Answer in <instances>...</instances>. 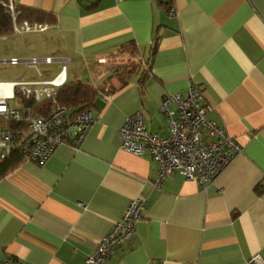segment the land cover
Returning <instances> with one entry per match:
<instances>
[{
	"label": "crops",
	"instance_id": "0c3cea01",
	"mask_svg": "<svg viewBox=\"0 0 264 264\" xmlns=\"http://www.w3.org/2000/svg\"><path fill=\"white\" fill-rule=\"evenodd\" d=\"M13 1L53 21L0 36L5 58L53 62L39 63L40 75L10 65L18 74L0 83L48 81L64 68L65 82L97 95L78 150L59 146L44 163L22 160L0 179V259L82 264L136 198L146 210L133 239L106 264L264 258V0H100L89 11L79 0ZM190 83L241 151L205 187L173 173L156 189V163L120 150L119 129L139 113L147 132L168 136L159 105Z\"/></svg>",
	"mask_w": 264,
	"mask_h": 264
},
{
	"label": "built area",
	"instance_id": "2783aa9c",
	"mask_svg": "<svg viewBox=\"0 0 264 264\" xmlns=\"http://www.w3.org/2000/svg\"><path fill=\"white\" fill-rule=\"evenodd\" d=\"M2 7L11 18L13 34L45 29L35 23L18 22L19 11L15 1L3 0ZM168 15L175 17V10L169 9ZM52 62L51 57L0 61L12 66L23 63L38 75L39 63ZM63 72L64 68L48 81L20 78L7 84L0 83V162L17 151L24 160L42 164L59 146L67 145L78 150L83 144L94 118L87 111L73 114L67 108L56 105L57 91L66 83ZM105 99L109 97L105 96ZM28 102H49L52 107L48 111L37 112ZM159 106L167 120L168 136L160 137L147 132L139 113L125 119L119 129L120 150L132 156L147 153L156 163L154 188L159 189L163 179L173 173H179L184 179L196 181L205 187L240 153V146L226 130L207 118L211 107L205 104L203 92L194 84H189L185 94L165 96ZM145 204L142 198L131 200L120 219L97 243L95 251L85 256L82 264H106L116 246L132 241L134 226L142 218ZM0 260V264H18L11 257ZM248 264H264V258L254 254Z\"/></svg>",
	"mask_w": 264,
	"mask_h": 264
},
{
	"label": "trees",
	"instance_id": "16d2710c",
	"mask_svg": "<svg viewBox=\"0 0 264 264\" xmlns=\"http://www.w3.org/2000/svg\"><path fill=\"white\" fill-rule=\"evenodd\" d=\"M83 5V1L87 4L83 5L86 10L95 9L98 2L100 0H79ZM3 0H0V36H6L11 34L12 32V23L11 18L8 14H6L5 10L2 7ZM18 9V17L17 21H28V23H33V21H37L43 23L48 22L52 23L53 19L50 15L33 11L31 9L22 8L17 5ZM132 69V68H131ZM121 74H127L129 70L127 68L119 69ZM131 72V71H130ZM129 72V73H130ZM97 91L91 87L86 85L76 83V82H66L61 86L56 95V105L65 107L70 110L73 114H80L82 112H88L92 106H94V100L96 98ZM28 105H32L37 112H41L42 110L48 111L51 106L49 102L37 103L33 104V102H28ZM24 160V157L21 153L15 151L12 153L10 158L3 160L0 162V179L3 178L6 173H8L11 169L16 167L19 163Z\"/></svg>",
	"mask_w": 264,
	"mask_h": 264
},
{
	"label": "rangeland",
	"instance_id": "374dc122",
	"mask_svg": "<svg viewBox=\"0 0 264 264\" xmlns=\"http://www.w3.org/2000/svg\"><path fill=\"white\" fill-rule=\"evenodd\" d=\"M9 44L7 41H1L0 40V60L5 59V61L8 58H5V52L8 48ZM18 74L17 68L10 67L9 64H2L0 63V82L2 81H12L13 75Z\"/></svg>",
	"mask_w": 264,
	"mask_h": 264
}]
</instances>
